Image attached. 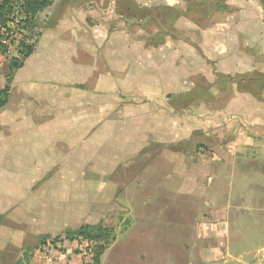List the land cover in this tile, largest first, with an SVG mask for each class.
I'll return each instance as SVG.
<instances>
[{
	"label": "rangeland",
	"instance_id": "rangeland-1",
	"mask_svg": "<svg viewBox=\"0 0 264 264\" xmlns=\"http://www.w3.org/2000/svg\"><path fill=\"white\" fill-rule=\"evenodd\" d=\"M56 1L64 3L52 20L43 24L46 18L39 15L29 26L27 42L34 48L38 27L46 31L37 58L49 45L62 51L71 39L75 17L66 13L69 6L98 1L105 7L104 25L114 17H157L156 10H141L130 0ZM27 59L18 49L0 48V91L8 86L11 102L22 93L11 88L18 70L12 69ZM210 66L211 72L180 74L174 94L159 91L174 97L176 106L151 104L145 90L112 94L116 115L86 138L53 135L51 152L39 145L48 134L27 136L25 130L14 138L10 129L2 134L0 160L16 166L19 158L36 170L34 183H14L12 194L19 196L10 197L0 215V264H94L99 244L75 240L80 227L109 232L99 264H264V121L258 132L249 117L241 119L240 107L217 103L225 89L217 93L205 80L223 77L214 72L215 63ZM227 92L230 98L232 89ZM193 99L210 102L189 105ZM250 107L244 113L251 115ZM159 109L169 115L163 118ZM172 112L178 121L170 120ZM66 128L74 131L73 125ZM5 186L11 196L13 183Z\"/></svg>",
	"mask_w": 264,
	"mask_h": 264
},
{
	"label": "crops",
	"instance_id": "crops-1",
	"mask_svg": "<svg viewBox=\"0 0 264 264\" xmlns=\"http://www.w3.org/2000/svg\"><path fill=\"white\" fill-rule=\"evenodd\" d=\"M55 1L44 10L47 13L39 14L42 19L46 18L43 24L52 20L64 3L56 6ZM130 1L141 10H156V19L114 17L104 25L100 19L105 7L98 1L80 9L69 6L66 13L75 17L71 39L64 42L62 51L49 45L47 53L40 58H37L40 43L46 31L38 27L37 32H42H38L34 51L11 82L12 90L16 88L22 92L21 96L12 102L8 98L0 111V136L9 129L14 138H20L25 130L27 136L48 134L50 137L39 145L51 152L53 135L62 132L69 137L75 133L86 138L95 134L98 124L116 115L112 94L120 91L126 96L132 90L140 94L145 90L151 104L176 106L174 97H161L159 91L170 89L174 94V89H180V74L196 75L197 68L204 73L211 72L210 65L214 63V72L223 79L217 81L215 75L212 81L205 80V86L217 89V93L225 89L223 95L219 92L216 96L217 103L226 101L235 110L240 107L241 119L249 117L252 126L260 132V123L264 121V110L258 106L264 105V0ZM227 57L225 61L223 58ZM245 58L251 61L244 64ZM196 88L197 85L193 86ZM227 89H232L230 98ZM195 99L188 104L200 103ZM209 100L204 99L200 104L207 105ZM248 104L251 115L244 113ZM159 110L161 116L169 115ZM169 117L179 120L175 112ZM21 122L27 124L21 125ZM77 122H81L79 129ZM85 122L91 126L86 127ZM69 125H73L74 131L66 128ZM0 150H3L1 146ZM29 168L32 166L19 158L16 166L0 160V215L10 206L5 204L9 198L19 196L18 193L13 196L15 192L11 191L15 182L34 183L36 168ZM20 177L26 178L23 183ZM11 183L13 186L8 190L11 196H6L4 187Z\"/></svg>",
	"mask_w": 264,
	"mask_h": 264
},
{
	"label": "trees",
	"instance_id": "trees-1",
	"mask_svg": "<svg viewBox=\"0 0 264 264\" xmlns=\"http://www.w3.org/2000/svg\"><path fill=\"white\" fill-rule=\"evenodd\" d=\"M55 0H0V26L10 20L16 14L24 15L26 24L29 27L40 13L49 8ZM20 6V9H16ZM1 49L5 50V48ZM24 54V57L29 58L34 51L32 44H28L27 36L24 38L20 47L17 48ZM21 66H14L12 70L19 69ZM11 70V71H12ZM11 78V77H10ZM12 79V78H11ZM10 79V80H11ZM9 88L4 87L0 91V110L5 107L8 101ZM109 232L100 228L80 227L74 233V239L79 243H98L94 248L93 261L94 264H99V258L106 250V243L109 239Z\"/></svg>",
	"mask_w": 264,
	"mask_h": 264
},
{
	"label": "built area",
	"instance_id": "built-area-1",
	"mask_svg": "<svg viewBox=\"0 0 264 264\" xmlns=\"http://www.w3.org/2000/svg\"><path fill=\"white\" fill-rule=\"evenodd\" d=\"M24 15L16 14L5 25L0 26V46L5 49H17L28 35L29 27Z\"/></svg>",
	"mask_w": 264,
	"mask_h": 264
}]
</instances>
